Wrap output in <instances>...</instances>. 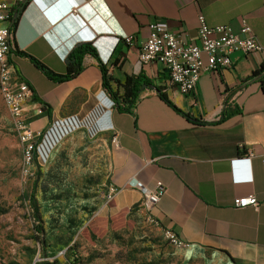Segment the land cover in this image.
I'll return each instance as SVG.
<instances>
[{
  "label": "crops",
  "instance_id": "obj_1",
  "mask_svg": "<svg viewBox=\"0 0 264 264\" xmlns=\"http://www.w3.org/2000/svg\"><path fill=\"white\" fill-rule=\"evenodd\" d=\"M5 1L14 7L23 2ZM199 16L211 28L227 26L235 33L248 25L263 51L231 55V68L204 74L196 91L185 95L169 83L162 65H143L138 54L150 23L187 41L196 39ZM126 37L133 38L132 44L125 43ZM14 43L56 74L66 72V58L76 45L96 47L97 58L86 56L83 72L61 84L32 69L28 58H13L19 75L52 113L32 123L36 132L54 117L104 102V116L117 142L109 182L119 193L108 194L84 226L86 238L97 246L111 235L135 229L146 215L187 248L213 251L232 264H264V78L253 77L264 66V0H28ZM100 62L120 95L124 89L117 82L143 78L201 123L169 107L154 88L143 89L129 112L117 111L103 88ZM225 109L237 114L222 119ZM157 183L167 193L146 214L143 189H154ZM252 195L258 209L234 207L236 198Z\"/></svg>",
  "mask_w": 264,
  "mask_h": 264
},
{
  "label": "rangeland",
  "instance_id": "obj_2",
  "mask_svg": "<svg viewBox=\"0 0 264 264\" xmlns=\"http://www.w3.org/2000/svg\"><path fill=\"white\" fill-rule=\"evenodd\" d=\"M105 110L102 102L54 117L39 162L24 176L22 145L0 93V264H60L63 254L74 264H232L213 251L176 247L146 215L97 246L82 234L110 189L115 135Z\"/></svg>",
  "mask_w": 264,
  "mask_h": 264
},
{
  "label": "built area",
  "instance_id": "obj_3",
  "mask_svg": "<svg viewBox=\"0 0 264 264\" xmlns=\"http://www.w3.org/2000/svg\"><path fill=\"white\" fill-rule=\"evenodd\" d=\"M13 15L14 6L0 0V93L22 145L23 174L30 176L31 170L40 160L39 149L43 135V131L36 132L32 128V123L43 116V112L35 100L31 84L19 75L13 63V58L17 56L12 30ZM198 23L196 39L191 38L187 41L155 22L150 23L148 37L138 54L143 65L151 63L162 65L169 74V83L185 95L196 91L204 74L231 68V55L235 53L254 55L263 51V46L253 30L246 24L239 33H235L227 26L209 27L203 16H199ZM116 42L115 46L120 40ZM132 42V37L125 38L128 45ZM114 143L117 144L116 139ZM118 193V189L110 187L109 195ZM166 193L167 188L162 183H157L151 190L143 189L142 211L150 214ZM233 204L237 209L248 207L258 209L260 206L258 199L253 195L238 197ZM166 232L173 245L178 248L187 247L172 231ZM62 258L63 262L60 264H70L64 254Z\"/></svg>",
  "mask_w": 264,
  "mask_h": 264
},
{
  "label": "trees",
  "instance_id": "obj_4",
  "mask_svg": "<svg viewBox=\"0 0 264 264\" xmlns=\"http://www.w3.org/2000/svg\"><path fill=\"white\" fill-rule=\"evenodd\" d=\"M28 0L25 2L17 3L14 7V15H13V23H12V30L15 34L20 15L24 11V9L27 6ZM15 48V54L19 57H26L28 58L39 70H41L42 73H44L49 79L53 80L54 82L61 84L64 82L71 81L78 77L84 70V59L86 56H92L94 58H97V52L96 49L92 46L91 43H80L76 45L71 52L68 54L66 58V72L64 74H56L53 71H51L49 68L44 66L42 63L34 59L33 57L27 55L25 52L19 51V49L16 47L14 43ZM117 66V65H114ZM100 71L102 74L103 79V88L107 92V94L110 96L114 107L119 112H129L136 104L137 98L139 93L146 88H154L158 92L159 98L167 104L169 107L177 111L179 114H181L183 117H185L187 120L193 123H201L199 120L195 119L189 114H186L179 110L169 99L167 94L162 91V89L153 86L149 81H146L143 78H127L124 84H121L120 82H117L118 86H122L124 89V93L122 95L119 94L118 90L114 91V89L111 86V83L114 81L113 76L109 69H107L106 65L100 62ZM254 78H264V66L260 68L259 71H256L253 73ZM262 83L264 84V80L262 79ZM35 100L40 104L42 108L43 115L48 116L49 118L52 117V113L50 111V107L46 104L41 103L36 97ZM237 114L236 110L230 111L229 109H225L222 114V119H225L229 116ZM32 202V209L35 213V215L38 218L37 213V199L35 196L31 197ZM66 258V256H65ZM66 260L70 264H74L72 260L69 258H66Z\"/></svg>",
  "mask_w": 264,
  "mask_h": 264
},
{
  "label": "clouds",
  "instance_id": "obj_5",
  "mask_svg": "<svg viewBox=\"0 0 264 264\" xmlns=\"http://www.w3.org/2000/svg\"><path fill=\"white\" fill-rule=\"evenodd\" d=\"M92 46L96 49V47L92 44Z\"/></svg>",
  "mask_w": 264,
  "mask_h": 264
},
{
  "label": "water",
  "instance_id": "obj_6",
  "mask_svg": "<svg viewBox=\"0 0 264 264\" xmlns=\"http://www.w3.org/2000/svg\"><path fill=\"white\" fill-rule=\"evenodd\" d=\"M26 0H23V2H25Z\"/></svg>",
  "mask_w": 264,
  "mask_h": 264
}]
</instances>
